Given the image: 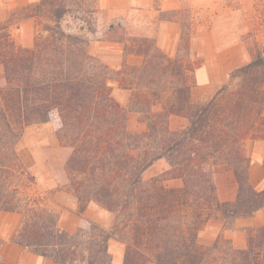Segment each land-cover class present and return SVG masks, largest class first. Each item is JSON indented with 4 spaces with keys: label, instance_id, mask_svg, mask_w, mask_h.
<instances>
[{
    "label": "trees",
    "instance_id": "1",
    "mask_svg": "<svg viewBox=\"0 0 264 264\" xmlns=\"http://www.w3.org/2000/svg\"><path fill=\"white\" fill-rule=\"evenodd\" d=\"M132 11L104 33L110 12L101 0H39L17 10L19 24L37 25L29 48L15 43L11 26L0 25V212L24 216L13 242L55 264H113L111 239L126 247L123 264H263L264 227L244 250L222 235L204 247L198 236L210 219L234 229L237 219L264 208V189L250 183L245 151L246 141L264 140V45L213 98L195 103L194 75L204 59L192 49L191 10L157 9L158 21L181 26L173 57L151 37L154 20L130 18ZM96 38L124 45L122 69L90 52ZM132 53L143 58L140 65L127 62ZM111 81L131 92L128 108L114 98ZM130 113L146 130L129 131ZM173 115L187 127L172 130ZM55 120L60 144L71 149L63 168L79 202L75 233L59 226L18 153L24 127ZM161 160L169 168L145 179ZM227 173L237 195L221 202L215 175ZM174 180L182 186L168 185ZM90 203L115 214L110 229L83 215Z\"/></svg>",
    "mask_w": 264,
    "mask_h": 264
},
{
    "label": "rangeland",
    "instance_id": "2",
    "mask_svg": "<svg viewBox=\"0 0 264 264\" xmlns=\"http://www.w3.org/2000/svg\"><path fill=\"white\" fill-rule=\"evenodd\" d=\"M38 1L36 0L30 5ZM138 1L137 6H145V11L141 13L132 11L130 18L132 16L137 18L138 15H141V18L152 21L156 16L158 17L157 9H160L161 0ZM180 1L181 7L184 6L190 9L196 20L197 36L192 41L193 51L205 60L209 50L214 48V62L211 65L210 76L214 81L222 82V85L227 84L231 74L236 69L250 63L256 52L262 49L264 45V0H194L195 5H193V0ZM14 2L13 0H0V25L11 26L12 37L17 45L25 48L32 47L37 34V25L33 19L34 26L22 30L21 23L24 21L19 24L17 18V10L21 8L19 7V0L16 1V4H13ZM123 13L119 10L110 13L109 22H104L105 27L101 28L102 31L105 33V29L107 25L110 26V22H118ZM111 15L116 17L111 18ZM134 24L136 23L132 25ZM136 26H138V23ZM149 29L150 35L159 32L158 22L149 26ZM207 37H210L212 45L207 43ZM103 42L105 43L97 41V38L93 39L90 52L112 69L119 70L115 69V66L121 62L118 44L113 45L110 41ZM120 69H122V66ZM207 78L205 76V80ZM110 85L113 89L114 98L123 107L128 108L131 92L121 89L116 81H111ZM192 100L195 103L200 102L194 98ZM157 109L155 108V110ZM187 125L188 122L185 118L171 116L170 128L172 130L182 129ZM57 127L58 122L55 120L23 128V137L18 148L19 155L28 171L37 179L36 191L39 194L46 192V188L49 187L48 183L55 186L57 190H61L68 185L63 167L71 149L60 144L56 135ZM128 129L130 132H141L146 130V125L140 122L137 114L130 113ZM168 168L167 161L161 160L149 169L144 177L149 179L161 174ZM168 185L180 187L182 182L180 180L170 181Z\"/></svg>",
    "mask_w": 264,
    "mask_h": 264
},
{
    "label": "crops",
    "instance_id": "3",
    "mask_svg": "<svg viewBox=\"0 0 264 264\" xmlns=\"http://www.w3.org/2000/svg\"><path fill=\"white\" fill-rule=\"evenodd\" d=\"M16 1L17 0H13V4H16ZM34 1L36 0H19V7L30 5ZM137 3H139L138 0H101L102 7L107 9L110 13L114 10L125 13L132 8H135L139 13L144 12L145 6H137ZM181 5L180 0H161L160 9L161 11L179 10L181 9ZM193 5H195L194 0ZM138 16L140 17L141 15ZM112 17L116 16L111 15V18ZM153 20L158 22L159 32L155 35H151V37L156 39L158 47L164 53L171 57L175 56L181 37L180 24L175 22H160L157 20V16ZM34 24L33 19L26 20L21 23V29H30ZM207 38V43L212 45L210 37ZM101 43L105 42L101 41ZM112 44H118L119 46L121 62L119 65L117 64L115 66V69H120L125 54L124 45L122 43ZM213 56L214 48L209 50L203 66L195 72L196 80L195 86L192 88V98L196 101L205 102L210 100L223 86L222 82H216L210 76L211 65L214 62ZM126 58L127 62L131 65H140L143 60L141 56L133 53L128 54ZM205 76L208 77L206 80ZM245 151L247 156L251 158L249 168L250 183L255 189L262 190L264 189V140L257 139L246 141ZM176 181L177 180H174V182ZM215 183L217 186L218 198L221 202L234 201L236 199L237 184L231 173L216 174ZM48 185L49 187L46 188V192L41 194L44 197L45 205L59 214V226L63 230L69 233H75L81 223L78 199L72 192L67 190V187L57 190L52 184L48 183ZM83 215L107 230L112 227L115 220L114 213L103 209L96 203H90ZM23 219L24 216L19 213L0 212V239L3 241L0 246V257L2 261L6 264H55L51 259L38 256L29 249L13 242V237L19 230ZM259 227H264V208L255 213L252 217L237 219L234 229H227L223 220L217 217L210 219L206 223L198 236V243L201 246L210 247L214 244L217 237L222 235L225 239L231 240L234 248L244 250L248 246L249 236L254 235L255 230ZM125 248V245L120 241L115 239L109 241V251L112 255L113 264H123Z\"/></svg>",
    "mask_w": 264,
    "mask_h": 264
}]
</instances>
